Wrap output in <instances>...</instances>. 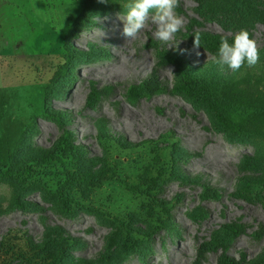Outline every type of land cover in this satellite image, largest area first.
<instances>
[{
    "label": "rangeland",
    "instance_id": "1",
    "mask_svg": "<svg viewBox=\"0 0 264 264\" xmlns=\"http://www.w3.org/2000/svg\"><path fill=\"white\" fill-rule=\"evenodd\" d=\"M133 2L0 0V264H264V0H179L170 47L154 10L122 35ZM241 30L259 61L233 72ZM191 77L259 117L225 126Z\"/></svg>",
    "mask_w": 264,
    "mask_h": 264
},
{
    "label": "clouds",
    "instance_id": "2",
    "mask_svg": "<svg viewBox=\"0 0 264 264\" xmlns=\"http://www.w3.org/2000/svg\"><path fill=\"white\" fill-rule=\"evenodd\" d=\"M179 0H134L128 5L126 15H120L123 22L122 35L129 41L136 40L144 29L150 12L152 23L156 26L154 36L163 44L172 45L170 42L177 32L184 26V18L177 15ZM201 36L197 32L194 35V46L200 47ZM199 54V53H197ZM259 61L257 43L250 38L247 30H241L234 36V42L230 45L227 38L221 40L216 63L227 66L231 71L236 72L247 64L249 68L254 67Z\"/></svg>",
    "mask_w": 264,
    "mask_h": 264
},
{
    "label": "trees",
    "instance_id": "3",
    "mask_svg": "<svg viewBox=\"0 0 264 264\" xmlns=\"http://www.w3.org/2000/svg\"><path fill=\"white\" fill-rule=\"evenodd\" d=\"M146 85L147 83H144L142 86ZM140 88L141 87L138 86H131L128 92L133 95L136 94ZM183 90L184 93L194 101L207 106L222 124L236 130H241L245 123L260 115V108L255 109L247 105H240L229 101L216 92L209 91L205 84L198 81L195 82L192 77L187 79ZM90 106H92V103H90ZM67 144H69V140H67ZM3 175L12 177V173L6 171H3ZM85 183H87L86 180L78 179L74 175H69L65 184L59 189L60 204L67 215H72L74 213L72 206V190L76 186ZM63 262V260H60L57 264H63Z\"/></svg>",
    "mask_w": 264,
    "mask_h": 264
}]
</instances>
